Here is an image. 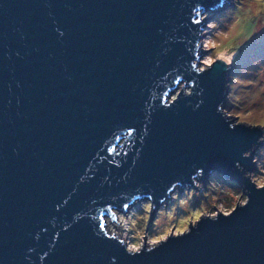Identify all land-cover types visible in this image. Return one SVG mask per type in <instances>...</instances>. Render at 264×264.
<instances>
[{
    "label": "water",
    "instance_id": "95a60500",
    "mask_svg": "<svg viewBox=\"0 0 264 264\" xmlns=\"http://www.w3.org/2000/svg\"><path fill=\"white\" fill-rule=\"evenodd\" d=\"M225 2L0 0V264H264V127L224 113L226 59L197 64ZM212 176L245 199L128 247L115 211Z\"/></svg>",
    "mask_w": 264,
    "mask_h": 264
},
{
    "label": "rangeland",
    "instance_id": "374dc122",
    "mask_svg": "<svg viewBox=\"0 0 264 264\" xmlns=\"http://www.w3.org/2000/svg\"><path fill=\"white\" fill-rule=\"evenodd\" d=\"M207 18L202 33L199 69H205L224 53L231 57L228 94L224 113L235 124L245 123L264 127V0H226L214 12H206ZM181 87V85L179 86ZM256 171L251 178L258 186L264 185V138L254 156ZM237 199H245L240 187L234 182L212 176L206 186L197 190H175L166 204L155 212L149 221L150 203L136 201L123 214L115 211L128 247L141 248L144 236L150 242L164 240L168 233L188 228L194 214L199 211L225 213ZM110 218L105 221L109 222ZM147 223V224H146Z\"/></svg>",
    "mask_w": 264,
    "mask_h": 264
},
{
    "label": "bare ground",
    "instance_id": "6f19581e",
    "mask_svg": "<svg viewBox=\"0 0 264 264\" xmlns=\"http://www.w3.org/2000/svg\"><path fill=\"white\" fill-rule=\"evenodd\" d=\"M221 57H223L224 59H226L229 63H231V61H232V60H231V57H232V56H227V55H225L224 53L221 54ZM206 66H207V65H206ZM129 248L132 249V250H136V249H134L132 246H129Z\"/></svg>",
    "mask_w": 264,
    "mask_h": 264
},
{
    "label": "trees",
    "instance_id": "16d2710c",
    "mask_svg": "<svg viewBox=\"0 0 264 264\" xmlns=\"http://www.w3.org/2000/svg\"><path fill=\"white\" fill-rule=\"evenodd\" d=\"M217 177H219V176H217ZM220 179H222L223 181H226L225 179H223V178H221V177H219Z\"/></svg>",
    "mask_w": 264,
    "mask_h": 264
}]
</instances>
